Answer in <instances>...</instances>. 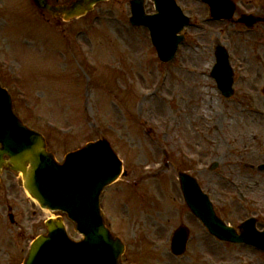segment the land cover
<instances>
[{"label": "rangeland", "instance_id": "1", "mask_svg": "<svg viewBox=\"0 0 264 264\" xmlns=\"http://www.w3.org/2000/svg\"><path fill=\"white\" fill-rule=\"evenodd\" d=\"M177 2L192 25L175 58L162 62L149 29L129 22V0H108L66 21L32 0H0V80L59 161L89 141L111 142L125 172L103 192V208L115 234L137 251V264H264V251L221 242L192 220L178 174L194 175L230 223L259 214L264 228V171L257 168L264 162V27L209 21L202 0ZM236 2L239 14L264 0ZM146 9L156 12L154 0ZM221 42L236 71L232 98L210 74ZM21 178L4 168L0 255L15 250L7 207L22 212ZM182 223L193 238L175 257L168 236Z\"/></svg>", "mask_w": 264, "mask_h": 264}, {"label": "water", "instance_id": "2", "mask_svg": "<svg viewBox=\"0 0 264 264\" xmlns=\"http://www.w3.org/2000/svg\"><path fill=\"white\" fill-rule=\"evenodd\" d=\"M33 1L39 9L71 18L85 14L101 0H74L65 5H52L49 0ZM206 1L211 4L216 17L230 18L235 11L229 0ZM131 3V22L150 28L153 43L163 61L173 58L184 38L178 33L189 23V18L175 0H155L158 10L155 14L145 12L144 0H131ZM212 75L227 96L233 93L232 71L223 48L218 51V62ZM6 155L8 159H5ZM8 163L22 173L25 187L43 207L66 212L84 235L80 241L72 240L62 220H51L47 223L49 233L33 242L24 264H121L119 258L124 244L113 237L100 211L101 192L123 170L122 160L106 138L90 141L69 152L63 163L58 162L54 153L48 151L45 137L27 127L14 113L11 94L0 83V171ZM180 178L188 205L211 233L264 250V231L256 229L254 219L243 223L241 233H238L216 214L209 196L193 176L181 172ZM187 239V229L180 228L172 245L176 254L185 251Z\"/></svg>", "mask_w": 264, "mask_h": 264}, {"label": "flooded vegetation", "instance_id": "3", "mask_svg": "<svg viewBox=\"0 0 264 264\" xmlns=\"http://www.w3.org/2000/svg\"><path fill=\"white\" fill-rule=\"evenodd\" d=\"M238 10V6H237ZM240 16L244 13H251L254 14L257 17H261L262 21L259 22V24L264 25V3H261L259 6H255L252 10H247V12L242 11L241 9L239 10ZM238 13V11H237ZM241 25L245 26L243 23L247 25L249 22L247 20V17H244L243 23L237 21ZM244 49H246L244 47ZM1 189V187H0ZM15 204V203H14ZM9 211V218L10 222L15 226V229L13 230V238H15V250L7 251L3 250V255H0V264H21L27 254V251L29 249V243L28 241H32L34 237H36L39 234L45 233L47 231L46 228V223L45 220L47 217L46 211L42 208H39L35 202L28 198L27 196H24L23 202H22V207L19 209L22 212L15 214L13 209H15V206L10 204L7 207ZM186 209L187 206H186ZM188 212H190L188 210ZM256 213V211H255ZM191 218L193 221H196L198 224L204 227L206 230L205 226L202 224V222L195 217L191 212ZM43 215H45V218H43ZM150 217L152 214H149ZM259 214H253L252 216H256L257 218V224L259 226L260 223V217H258ZM59 216V215H57ZM149 217V219H150ZM183 224V223H182ZM181 225V224H180ZM157 227V226H156ZM12 237V235H11ZM170 237V235L168 236ZM26 242L24 243V241ZM144 240V239H142ZM20 248V249H19ZM5 253V254H4ZM134 253V254H133ZM1 254V253H0ZM24 254V255H23ZM134 255L133 258V263L137 264L139 262V257L137 256V251H134L131 249V246L129 245L127 247V250L123 256V262L124 264H132L130 263L131 260L130 258ZM152 257V256H151ZM147 262V261H146Z\"/></svg>", "mask_w": 264, "mask_h": 264}]
</instances>
